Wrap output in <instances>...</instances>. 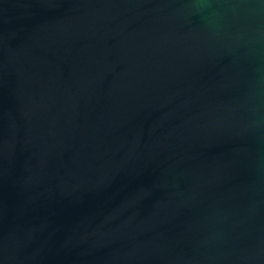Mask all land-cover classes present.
Instances as JSON below:
<instances>
[{"label":"water","instance_id":"1","mask_svg":"<svg viewBox=\"0 0 264 264\" xmlns=\"http://www.w3.org/2000/svg\"><path fill=\"white\" fill-rule=\"evenodd\" d=\"M0 264H264V0H0Z\"/></svg>","mask_w":264,"mask_h":264}]
</instances>
